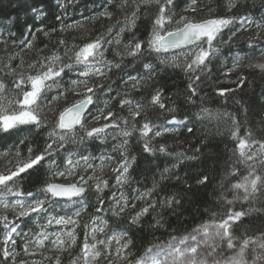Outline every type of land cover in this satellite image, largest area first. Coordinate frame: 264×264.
<instances>
[{
    "label": "snow or ice",
    "instance_id": "obj_1",
    "mask_svg": "<svg viewBox=\"0 0 264 264\" xmlns=\"http://www.w3.org/2000/svg\"><path fill=\"white\" fill-rule=\"evenodd\" d=\"M105 3L109 6L91 16V22L113 19L115 0ZM183 4L178 12V0H131V11L122 24L117 21L120 27L114 35L115 26L109 24L104 33L82 44L69 46L58 37L63 56L40 57L38 53V59L26 68L22 56L19 63H13L19 53L0 61V138L19 136L14 148L0 151V264H64L65 254L67 264H264V226L255 227L245 220L264 216V106L259 108L261 119L253 128L249 123L253 110L241 99L252 87L251 73L264 78V46L257 47L264 45V17L257 22L237 14L241 0H183ZM60 6L66 10L67 4ZM118 7L125 11L129 0H119ZM221 8L223 15L217 14ZM141 13L149 24L146 33L137 37L133 30L138 28ZM81 28L84 23L77 22L58 31ZM37 31L51 38L57 29ZM126 33L133 34L125 39ZM242 33L244 47H239L236 42ZM37 39L29 30L20 45L31 51ZM110 52L119 60H108ZM153 55L162 66L160 71L179 69L187 79L175 98L167 94L165 83H150L157 67L146 57ZM126 61L141 62L145 74H128L130 90L108 96L103 108H96L93 114L98 94L112 92L111 84L106 83L108 73L121 69ZM214 62L221 68L219 74L213 73ZM71 72H77L76 78L65 82L64 76ZM145 89L149 90L146 98L134 95ZM52 92L55 95H49ZM209 99L225 107L210 108ZM181 103L198 106L196 119L215 121L217 134L223 125L234 142L225 161L231 198L221 192L218 199L224 211L213 212L211 222H202L187 235L147 248L140 255L134 251L132 231L143 228L146 217H151L149 229H164L163 212L176 214L183 198L172 194L159 201L149 199L160 187L155 179L151 189L134 190L137 195L132 199L139 204L132 203L124 191L106 200L105 189L131 185L136 156L130 152L129 140L134 134H138L135 139L143 153L174 156L176 162L160 172V180L167 179L184 161L200 159L201 147L194 148L191 155L173 153L164 140L166 135H195L198 131L194 121L178 115ZM230 103L239 106V114L227 110ZM40 130H46L42 144L33 140ZM109 137L120 138L113 148L119 161L108 156L94 167L92 155L66 148L87 141L103 143ZM109 168L115 173L114 184L105 177ZM89 169L91 174H87ZM196 183L206 187L208 174L197 176ZM70 203L78 207L64 210ZM29 220L34 227L24 231L21 224ZM37 254L43 259L20 258Z\"/></svg>",
    "mask_w": 264,
    "mask_h": 264
},
{
    "label": "trees",
    "instance_id": "obj_2",
    "mask_svg": "<svg viewBox=\"0 0 264 264\" xmlns=\"http://www.w3.org/2000/svg\"><path fill=\"white\" fill-rule=\"evenodd\" d=\"M219 3V0H217ZM66 3V10L61 8V4ZM116 7L112 8L114 17L111 21L101 18L96 22H91L90 17L95 15L98 11H102L109 5L105 3V0H0V41H8L6 45L0 43V61L7 60L9 55H17V60L14 64L19 63L20 56L25 61V68L29 62H35L39 56L52 55L58 53L63 56V46H58L57 38L62 37L68 41L69 46L71 44H82L84 40L93 38L100 33H104L109 24L114 25L113 35L120 27L117 24L119 20L123 23V18L126 12L131 11V0H129V7L125 11H120L118 7L119 0H115ZM242 6L235 10L237 14L248 16L259 22L264 17V0H241ZM178 9H183V0H178ZM34 9L39 10L37 15ZM219 15H223V9H219ZM206 15V13H205ZM199 19L200 17H196ZM77 22H83L85 28L73 29L64 33L58 31L59 28L65 26V24L71 25ZM138 28L134 29V33L137 37L143 36L148 29V20L144 19V14L141 13V19L137 22ZM237 25H234V27ZM38 28H43L45 31H52L53 28L57 31L52 32V37H44L37 31ZM31 32L38 36L35 41L36 47L31 51L27 50L26 45H20V40L26 37ZM15 33L14 37H10L9 33ZM133 33H126L125 39H128ZM228 30H225V38L227 37ZM243 33L241 34V40L236 42L239 47H244L242 43ZM264 45H258L261 47ZM107 47V45H105ZM227 49L224 52L227 53ZM258 54V53H257ZM108 60L116 62L119 57H113L111 52L107 54ZM147 61L152 62L157 67V74L154 76L150 83L162 82L166 84V90L168 95H173L177 91H183L187 83V79L179 69H164L159 65L155 59V55L146 57ZM213 73L219 74L221 68L219 65H212ZM107 71V69H105ZM128 74L132 76H140L145 74L142 63L139 61L130 62L126 61L121 69H112L108 73V79L106 83L111 84L112 92L99 93L98 101L92 108L93 114L96 112V108H103L104 101L108 96L115 97L117 92H123L130 90V81H128ZM77 72H71L64 76V81L69 79H75ZM3 76V73H0ZM252 87L242 95L241 99L253 110L250 115L249 123L255 128L257 121L261 119L257 114L259 108L264 106V78H261L256 73H251ZM148 89L135 93L137 98L147 97ZM49 95H55V92L49 93ZM74 98V97H72ZM71 99V98H70ZM63 103V101H61ZM208 107L216 109L223 108L215 99H209L206 101ZM228 111L237 112L239 114V106H233L231 103L227 106ZM198 106H188L181 103L180 112L178 115L182 116L185 121L195 122L198 129L195 135L184 134L180 136L166 135L164 140L169 145L170 151L175 153L176 151H183L187 155L193 153L194 148L201 147L202 153H200V159L194 161H184L172 169V173L168 175L167 179L160 180V172L165 168H171L175 163L174 156H165L160 153L149 155L143 153L141 145L137 143L135 137L138 134H134L133 138L129 140L130 152L136 156V163L133 165L131 171L132 183L130 186H126L123 189L110 187L105 189V199L111 200L112 195L119 196L121 191L126 192L129 195V199L132 203H141L133 200L132 197L137 195L134 190L140 192L147 191L152 188L153 180L160 182V187L149 199L159 201L166 196L172 194H179L182 199V204L179 211L173 214L171 210H165L163 215L166 220V227L164 229L153 231L147 227L151 217H146L143 228H136L132 231L131 235L135 240V249L138 254L143 255L145 249L153 248L156 245L166 244L174 237L178 238L181 235H187L192 231L194 227H198L202 222H211V214L213 212L220 213L224 211L221 207L222 201L218 199L221 192H223L228 198H231V193L228 191V177L225 175L226 164L228 156L231 155L229 149L234 146V142L229 138L228 132L224 126H220V133L217 134L216 122L209 123L207 120L200 121L196 119L194 113L198 111ZM118 111V109H117ZM191 118V120H190ZM171 127V126H169ZM259 134V133H258ZM46 139V130H40L33 140L39 143H43ZM19 136L12 134L11 136H5L0 138V151L14 148L18 144ZM120 142V138L112 139L109 137L105 142L101 143L99 140L87 141L84 145L68 144L66 148L72 153H79L81 150L86 154H90L94 157V167L99 164L101 158H107L111 156L114 161H119V154L113 151L116 144ZM214 153V154H210ZM61 156L58 157L59 159ZM78 158V156H77ZM89 169L87 174H91ZM202 173H207L209 176V183L207 186H201L196 183V177ZM115 173L111 169H106L105 177L109 178L110 184H114V179H111ZM179 177V179H177ZM224 185L221 187V185ZM95 205V200L92 201ZM259 207V205H254ZM75 207H78L75 203H70L64 206V210L71 211ZM247 207V205H244ZM236 208L239 209L240 205L237 204ZM57 211H61L57 208ZM91 211V209H89ZM103 215V212L101 213ZM10 219H14L11 217ZM246 223H251L255 227L264 226V216L254 215L251 218H245ZM19 223V222H18ZM24 231H28L29 227H34L29 220L26 224H21ZM3 237V232L0 230V239ZM103 238V237H100ZM17 243H20L18 237ZM17 251H22L20 247H17ZM24 260L35 259L37 261L42 260L39 254L34 257H20ZM68 256H64V264H67ZM47 264V262H46Z\"/></svg>",
    "mask_w": 264,
    "mask_h": 264
},
{
    "label": "rangeland",
    "instance_id": "obj_3",
    "mask_svg": "<svg viewBox=\"0 0 264 264\" xmlns=\"http://www.w3.org/2000/svg\"><path fill=\"white\" fill-rule=\"evenodd\" d=\"M163 245H165V244H163Z\"/></svg>",
    "mask_w": 264,
    "mask_h": 264
}]
</instances>
